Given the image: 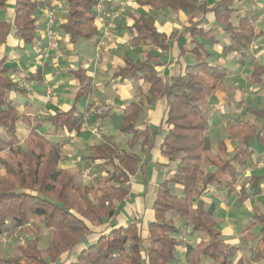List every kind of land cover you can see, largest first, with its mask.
I'll return each mask as SVG.
<instances>
[{
    "label": "trees",
    "instance_id": "1",
    "mask_svg": "<svg viewBox=\"0 0 264 264\" xmlns=\"http://www.w3.org/2000/svg\"><path fill=\"white\" fill-rule=\"evenodd\" d=\"M55 1L64 9L61 21L53 27L57 35L68 37L73 45L97 36L99 0ZM239 1L213 0L209 5L198 4L197 0H136L149 11L132 16L127 27L130 45L151 46L162 54L169 53L174 33L166 36L158 32L151 12L186 10L190 20L185 32L192 48L186 51V42L176 44L181 55L189 52L193 56L194 63L165 79L157 72L152 55L137 61L123 57L124 67L116 69L115 76L125 82L140 80L144 89L138 100L123 109L115 129L124 141L104 134L99 144L88 146L82 155L84 169L97 177L104 176L102 184L82 185L76 176L60 168L62 143L50 140L39 131L40 123L31 124L30 117L7 100V94L25 93V89L12 77L15 69L5 66L6 57L0 59V238L17 229H28L34 236L18 245L15 255L0 264H174L179 244L185 250L183 264H264V212L256 211L251 216L252 226L258 228L252 244L229 245L217 228L216 204L203 200L211 188H217L226 194L237 192L239 202H243L261 193L264 182L262 176L239 183L241 174L237 169L250 163L251 143L264 146V112L258 113L259 125L245 122L228 130L237 146L225 159L223 141L212 151L208 124L200 107L206 98L223 90L228 76L224 67L208 61L210 53L198 42L216 43L212 29L203 26L205 17L213 15L215 24L228 36L225 53L243 52L252 35L247 14H240L233 6ZM42 5L39 0H0V14L8 9L12 13L10 19L0 18V46L11 34L18 49L35 45V13ZM71 73L79 84L74 95V103H78L89 97L92 79L82 68ZM261 73L264 69L256 67L252 78L260 82ZM158 101L165 105L159 125L143 124L146 109ZM86 110L77 113L73 107L48 117L47 122L56 130L79 135L86 124ZM20 123L29 126L25 138L18 134ZM159 138L160 157L176 166L157 188L152 220L146 225L141 221L113 226L130 194L131 178ZM177 221L189 234L202 233L203 240L195 245L183 243L184 234ZM43 229L52 234L44 250L38 246V234Z\"/></svg>",
    "mask_w": 264,
    "mask_h": 264
},
{
    "label": "crops",
    "instance_id": "2",
    "mask_svg": "<svg viewBox=\"0 0 264 264\" xmlns=\"http://www.w3.org/2000/svg\"><path fill=\"white\" fill-rule=\"evenodd\" d=\"M39 1H43V5L40 7L42 9H38L39 12L36 16L38 24L36 34L38 42L35 45L30 46V48L25 46L23 49H18L16 47L17 42L15 41L13 34H11L7 39L6 44L0 46V59L2 57H6L5 66L15 69L12 74V77L15 80H17V76L20 73L25 75L23 83L24 86H22L25 89V93H19L23 99L26 98V100L22 102L24 110L21 111V113L30 117L31 124L44 123L47 121L48 117L59 112H67L73 107L77 113L82 112L85 108L87 109L86 124L84 125L81 133L79 135H75L73 133H66L59 130L62 135L60 136V140H56L61 142L63 145L62 159L67 160L66 167L62 169H65L78 178V174L84 169V163L81 158L88 146L92 144H99L101 142L102 135L104 134L115 135L120 139V141H124V137L118 135L115 129L121 121L123 109L130 102L137 100L136 95H139L140 90L144 89L140 80H128L125 82V80L121 81L119 76H115L116 69L124 67L123 57L127 56L130 60L137 61L143 60L146 54L152 55L155 58L157 72L165 79H169L178 73H182L186 65L194 63L193 56L189 52L181 55L178 50V46L183 45L185 42L186 51L192 48V45L188 44V34L185 32V28L189 26L190 13L187 19L181 20V26H178L174 23L176 18H171L170 15L172 14L169 15L167 13L168 10L163 11V21L161 22L158 15H156L155 12H151V14L156 18L155 25L158 32L164 33L166 36L174 33V37L172 41H170V45L172 47L171 51L167 54H162L157 49H155L156 51H148V47L143 46L145 48L141 51L142 57L133 58L132 53L134 54V50L140 46L133 47L130 45V34L127 27L132 22V16L136 17L138 14L146 13L149 11V8H141L136 3V0H107L109 3H103L102 11L99 14L101 17L107 19L110 13L121 6L124 7L123 10L125 11L126 1H128L126 6L129 7L131 13L125 19L124 12L121 22L117 24L115 22L114 28L111 32V37L105 41L99 57L95 55L96 53L94 52V49L101 38L102 26L100 22L95 21L98 34L96 37L91 39L93 40L92 45H89L88 41H82L73 45L69 43L68 37L58 34L63 45H60L59 43V49L57 45L56 49L50 51L47 59H42L39 53L41 46L45 41L44 28L46 13L48 11L44 8L51 6L55 10L59 7H61L62 11H64V9L62 3L55 0ZM249 1L251 3L249 4L254 6V8L252 7L250 10L247 9L243 11L239 9V7L234 6L238 9L240 14H247V23L252 35V41L248 46V49L243 52L236 51L238 55L237 57H240L237 60H234L231 57V53L235 51H231L229 53L224 52V47L229 43V38L223 30L215 24L213 15L209 14L205 17L203 26L206 30L212 29L213 32L211 36L214 37L213 40H216V43L212 44L210 41L205 40H198V42L203 43L205 50L210 53L208 61L210 63L221 65L228 73V76L223 83V90L216 91L212 95V101L207 103L206 108L204 107L203 116L205 114V120H207V124H209V126L223 120L225 115L227 120H229L231 116L235 115V118L237 117V119L243 123L248 122L253 117L257 121L256 125H259L261 122L258 113L260 111L264 112V108L252 111L248 110L247 114H240V109H234V107H238L244 99L248 105H255V102L259 103L258 99L259 101L262 100V102H264V73H261L260 82H258L256 78H252V73L256 67L264 69V63H261L264 62V0ZM205 2L211 5L213 0H206ZM9 3H11V1ZM108 6L110 7L108 12L109 14L105 17L106 7ZM11 14V11L8 9L6 10V13L0 14V18L10 19ZM63 15L64 12H62V17ZM168 15L169 17L167 19L164 18ZM59 21L54 23V27ZM232 23L233 25H236L237 21L233 20ZM253 25L256 27H253ZM176 43H178V46ZM78 68L84 69L87 76L91 77L92 88L89 97L85 96L87 102L83 105L79 104L77 106L81 99L78 103H74V95L79 89V84L77 80L73 79L71 72ZM47 88L52 92L49 100H45V91ZM224 91L225 93L226 91L230 92L233 96L231 101L224 100L226 98ZM14 94L15 93H11V97H13ZM164 106L165 105L162 101L152 104L147 111H145V115L142 116L143 124L151 127L158 126L165 109ZM94 125H99V127L104 130L101 136L93 133L95 129L92 127ZM55 131L58 132L56 129ZM22 138L25 137L22 135ZM220 141L222 140L216 141L214 146L210 141L213 152L216 150V145ZM223 142L226 145L227 155L222 157L228 159L232 155L236 146L231 148L228 140ZM159 144L160 138L158 139L156 146L150 151L149 155L145 158L142 157L141 168L131 178L130 194L126 198L124 205L121 207L119 215L113 220V226H125L128 222L141 221L146 225L152 220V206L157 188L163 180L167 178L168 171L175 168V165H170V163L165 162L160 157ZM250 148L253 152L250 163L245 167H237L241 174L239 183L250 179L251 177H260L256 175H249L247 171L252 167V163L260 159L264 160V147L262 148L255 143H251ZM149 163H152L153 167L151 180L148 181L147 169L149 168ZM155 168L158 169L159 173H161V182L159 180V175L155 172ZM247 185V187H249V184ZM153 187L156 188V191ZM261 187L262 189L264 188V182H262ZM211 191L212 188L204 196L203 200L207 204H216V218L217 215H219L220 210L223 209L226 204L221 203L218 205L214 202L209 195ZM260 194L261 193L257 195ZM228 195L229 194H226V197L229 202L230 198ZM232 195L239 201V194L237 192ZM247 200L248 199L244 200L243 203ZM121 212L123 213L121 214ZM251 216L252 214L248 216L250 221L249 226L256 230V234L258 228L257 226H252ZM221 234L226 244L233 245L225 241L224 234Z\"/></svg>",
    "mask_w": 264,
    "mask_h": 264
},
{
    "label": "rangeland",
    "instance_id": "3",
    "mask_svg": "<svg viewBox=\"0 0 264 264\" xmlns=\"http://www.w3.org/2000/svg\"><path fill=\"white\" fill-rule=\"evenodd\" d=\"M105 2H107V0H104ZM110 1V0H109ZM206 0H197L198 4H201L203 2H205ZM43 2V1H42ZM127 2H125V11L123 10L124 7H118L119 11V18L116 21L117 23H120L122 18H123V14L125 12V19L128 17V15L131 13L129 7H127ZM250 1L249 0H241L239 2H235L233 6L235 7H239V9L241 10H250L252 7L254 8V6L249 4ZM45 7V6H44ZM53 7H45L44 9H47L48 11H50L49 9H52ZM42 9V8H40ZM55 11L56 13V19L55 22L57 23V21H61V17H62V9L61 7L57 8V10H55L54 8L52 9ZM168 10V11H167ZM44 11V10H43ZM62 11V12H61ZM163 11H167V13L170 15V17H174L176 18V20L174 21V23H176L178 26H181V20L187 19L189 16V12L186 10H180V11H176V10H172V9H160L158 11H153L156 13V15H158V18L161 21H163V16L162 13ZM39 10H37V12L35 13V16H37ZM168 16H165L164 18H168ZM175 15V16H174ZM261 16V15H259ZM173 18V19H174ZM262 19V18H261ZM253 27H256L253 25ZM257 30V29H256ZM55 33V31H54ZM55 44L52 47V50L57 48L58 45V49L59 47V43L60 45H63L60 41L59 36L55 33ZM45 43V41H44ZM93 40L88 41L89 45H92ZM105 43V41H104ZM104 45V44H103ZM102 45V46H103ZM30 48V46H28ZM139 47V46H138ZM148 47L147 50L148 51H154L155 49L152 48L151 46H146ZM145 48L143 46H140L139 48H136V50H134V54L132 53V57L133 58H137V57H142L141 55V51L142 49ZM102 49V47H101ZM63 51H64V47H63ZM156 51V50H155ZM94 52L96 53L95 55L97 57H99L100 51H97L96 46L94 49ZM236 52V51H235ZM231 53V57L234 60L239 59L240 57H237V52L235 53ZM41 55V51L39 53ZM156 54V52H155ZM264 63V62H261ZM24 86V85H23ZM225 89V88H224ZM75 90V89H74ZM51 91V90H50ZM74 92V91H73ZM225 93V91H224ZM52 95V92H51ZM226 98L224 99L225 101L227 100H232L233 96L230 94V92L225 93ZM7 100L9 102H11L12 104L16 105L19 109V112L23 111V105L22 102H24L26 100L22 98L21 94L19 93H15L13 97H11V93L7 94ZM51 98V96H50ZM49 98V99H50ZM137 100L140 98V95H136ZM213 96H210L208 98H206L203 103L200 104V107L203 109L204 112V107H207V103L210 101H212ZM83 99V100H82ZM79 103L77 104V106L79 104H84L86 103V99L85 97L82 98ZM244 99V97H243ZM259 103L255 102V105H248L245 102V99L240 103V105L238 107H234V109H240L241 112L240 114H247L248 110H256L259 108H264V102H262V100L259 101ZM146 108V107H145ZM148 109V108H147ZM146 109V111H147ZM204 118H205V114H204ZM251 118V117H250ZM207 121V120H206ZM245 123V122H244ZM247 123H251V124H257V121L255 120V118H251V120H249ZM243 122H240L239 119H237V117L235 118L234 116H231V118L229 120H227L226 115L225 118L211 126H209L208 124V128H207V134L210 137V141L212 143V145L214 146L215 142L218 140H228L229 146L231 148H234L235 146H237V143H234V140L231 138L228 130L231 127H236V126H240L242 125ZM28 128L29 126H27L25 123H20L17 127L18 129V134L20 137H26L28 134ZM92 128L95 129V131L93 133L101 136L104 132V130L99 127V125H94ZM39 131L44 133L50 140H60V136L62 135V133L57 130L58 132L55 131V129L46 121L44 123L40 124L39 127ZM62 139V137H61ZM123 145V144H122ZM262 148L264 146H261ZM64 161V162H63ZM66 161L67 160H61L59 166L60 168H65L66 167ZM150 164V163H149ZM148 164L149 168L147 169V173H148V181L151 180V173H152V167L153 164L151 163L150 165ZM170 165H175V163H170ZM172 166V167H173ZM174 166V167H175ZM250 170H248V174L249 175H256V176H263L264 175V160L260 159L254 163H252V167L249 168ZM155 172H157V175H159V180L160 182L162 181V177H161V173L158 172V169L155 168ZM81 173L80 172L78 174V179L80 180V183L82 185H92L94 183H98V184H102L103 182V177L104 176H95L94 174L91 173H87V175L89 176L87 179H84L81 177ZM155 187H153L154 189ZM249 188V187H247ZM156 191V188H155ZM212 192V193H211ZM210 192V196L212 198V200L214 202H216L218 205L223 203L226 204L225 207H223V209L220 210L219 215H217L216 217V221H217V228L220 230L221 233L224 234L225 236V241H227L230 244L233 245H245V244H252L253 242L251 241V239H253L252 237L255 235V229L253 227L249 226V217L251 214H253L256 211H261L264 212V188L262 189L261 187V194L260 195H250L247 199L246 202H239L231 193L228 195V197L230 198V201L228 202V199L226 197V193L219 191L217 188H212V191ZM151 194V191H150ZM228 203V204H227ZM218 212V210H217ZM123 212H121L122 214ZM177 226H179L181 228V231L183 232V239H181L183 241V243L186 244H197L198 242H201L204 238V235L202 233H195V234H189V230L182 224H180V222L177 221ZM250 227V229H249ZM145 229V228H144ZM33 234L28 231V229H17L14 233H12V235L8 236H2L0 238V261L5 260L13 255H15L16 253V247L18 245H22L26 240L32 238ZM34 237V236H33ZM51 238H52V234L50 230H46L43 229L39 232L38 234V246L40 249L44 250L49 243L51 242ZM179 238V237H178ZM242 252H244L245 248H242ZM184 246L179 244L176 248L175 251V262L174 264H183V254H184Z\"/></svg>",
    "mask_w": 264,
    "mask_h": 264
},
{
    "label": "built area",
    "instance_id": "4",
    "mask_svg": "<svg viewBox=\"0 0 264 264\" xmlns=\"http://www.w3.org/2000/svg\"><path fill=\"white\" fill-rule=\"evenodd\" d=\"M105 1L104 0H99L97 5H96V11H97V20L98 22L101 23V38L99 40V42L96 45V49L97 51L101 52V47L104 44V41L110 39L111 37V32L114 28V24L115 22L118 20L119 18V11L115 10L112 13H110V15L107 17V19H105L104 17H101L99 14L102 11L103 8V3ZM55 19H56V14L55 11L50 10L47 11L46 13V22H45V28H44V32H45V43H43V45L41 46V58L42 59H47L50 53V50L52 49V47L55 44V33L53 30L54 27V23H55ZM106 20V21H105ZM24 79H25V75L20 73L17 76V80L19 82L20 85L23 86L24 83ZM51 96V91L50 89H46L45 91V100H49ZM88 171L83 169L82 173H81V177L84 179H87L89 176L87 175Z\"/></svg>",
    "mask_w": 264,
    "mask_h": 264
}]
</instances>
